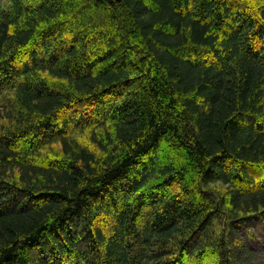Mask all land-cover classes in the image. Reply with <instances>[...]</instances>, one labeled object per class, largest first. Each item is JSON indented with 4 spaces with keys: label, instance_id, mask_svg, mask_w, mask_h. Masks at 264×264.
<instances>
[{
    "label": "trees",
    "instance_id": "obj_1",
    "mask_svg": "<svg viewBox=\"0 0 264 264\" xmlns=\"http://www.w3.org/2000/svg\"><path fill=\"white\" fill-rule=\"evenodd\" d=\"M264 229V0H0V264H247Z\"/></svg>",
    "mask_w": 264,
    "mask_h": 264
},
{
    "label": "rangeland",
    "instance_id": "obj_2",
    "mask_svg": "<svg viewBox=\"0 0 264 264\" xmlns=\"http://www.w3.org/2000/svg\"><path fill=\"white\" fill-rule=\"evenodd\" d=\"M233 239L251 259L247 264H264V229L258 219L235 228Z\"/></svg>",
    "mask_w": 264,
    "mask_h": 264
},
{
    "label": "water",
    "instance_id": "obj_3",
    "mask_svg": "<svg viewBox=\"0 0 264 264\" xmlns=\"http://www.w3.org/2000/svg\"><path fill=\"white\" fill-rule=\"evenodd\" d=\"M109 2H112V1H117V2H120L121 0H107Z\"/></svg>",
    "mask_w": 264,
    "mask_h": 264
}]
</instances>
